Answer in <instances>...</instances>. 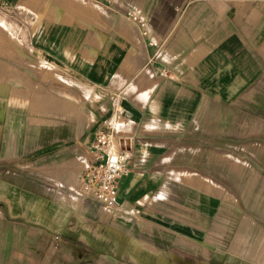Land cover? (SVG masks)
Listing matches in <instances>:
<instances>
[{
  "label": "crops",
  "instance_id": "obj_1",
  "mask_svg": "<svg viewBox=\"0 0 264 264\" xmlns=\"http://www.w3.org/2000/svg\"><path fill=\"white\" fill-rule=\"evenodd\" d=\"M21 1L34 0L0 9L39 17L30 46L94 91L88 118L0 104V264H54L55 243L84 241L66 235L71 218L94 210L145 241L171 221L180 241H205L206 264H264V0H75L99 10L82 19L92 26L49 19L52 0ZM100 129L127 155L122 211L79 195Z\"/></svg>",
  "mask_w": 264,
  "mask_h": 264
},
{
  "label": "rangeland",
  "instance_id": "obj_2",
  "mask_svg": "<svg viewBox=\"0 0 264 264\" xmlns=\"http://www.w3.org/2000/svg\"><path fill=\"white\" fill-rule=\"evenodd\" d=\"M39 1H21L19 7L35 11ZM52 6L48 16L53 21L70 22L73 15L81 18L79 24L83 25L85 22L86 25H91L92 23L82 19H92L93 16L97 19L100 15L98 9L92 11L89 9L92 6L87 4L85 7L75 0H52ZM14 13L13 9H0V15L5 16L3 20L5 19L6 28L19 38L21 45L19 48L15 47L10 42L13 40L11 36L0 27L1 106L15 103L23 105L20 112L27 113V117L34 116L36 112L45 114V110H49L53 112V118L56 120H63L58 114L64 113L65 119L70 117L71 120L74 116L86 114L89 109V97L94 91L93 86L85 81L74 67L63 66L56 61L53 64L66 80L62 82L60 74L49 64L45 53L30 46L34 37L31 29H34L35 21H38L39 17L18 18ZM121 80L123 82L120 81V84H124L125 78L121 77ZM121 89H125L124 85ZM13 116L15 118L9 121L8 127H15L18 131V121H21L22 117ZM111 225L113 224L104 221V218L103 221H98L95 210L93 214H88L84 221L81 216L72 217L66 235L71 238L79 234L84 241L55 243L54 264H206L205 241H180L174 234L171 221L167 220L164 229L155 228L150 231L148 241L142 240L146 237L123 233ZM209 244L211 246V243ZM234 244L236 243L232 245ZM228 246L227 242L213 243L214 251H221L223 247Z\"/></svg>",
  "mask_w": 264,
  "mask_h": 264
},
{
  "label": "built area",
  "instance_id": "obj_3",
  "mask_svg": "<svg viewBox=\"0 0 264 264\" xmlns=\"http://www.w3.org/2000/svg\"><path fill=\"white\" fill-rule=\"evenodd\" d=\"M129 170L126 153L111 149V133L105 129L98 130L92 158L83 166L80 197L94 200L105 213L122 211L117 202V180Z\"/></svg>",
  "mask_w": 264,
  "mask_h": 264
},
{
  "label": "bare ground",
  "instance_id": "obj_4",
  "mask_svg": "<svg viewBox=\"0 0 264 264\" xmlns=\"http://www.w3.org/2000/svg\"><path fill=\"white\" fill-rule=\"evenodd\" d=\"M90 5V4H88ZM91 6V5H90ZM0 27L4 28L5 32L11 36V34L8 32V30L3 26V22H0ZM11 38L14 40V38L11 36ZM15 117L12 115L10 117H8V124H9V121H11L12 119H14ZM114 146V145H113ZM114 148V147H111V149Z\"/></svg>",
  "mask_w": 264,
  "mask_h": 264
}]
</instances>
